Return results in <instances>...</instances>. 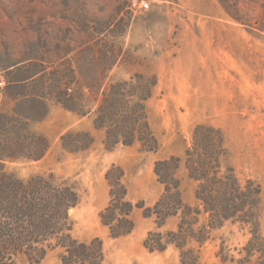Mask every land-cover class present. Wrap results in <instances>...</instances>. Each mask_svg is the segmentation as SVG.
I'll return each instance as SVG.
<instances>
[{"label": "rangeland", "instance_id": "1", "mask_svg": "<svg viewBox=\"0 0 264 264\" xmlns=\"http://www.w3.org/2000/svg\"><path fill=\"white\" fill-rule=\"evenodd\" d=\"M116 57L104 84L134 73L156 78L146 108L159 149L143 152L137 144L113 149L128 168L125 184L132 186L138 172L154 176L158 157L182 156L195 124L216 126L227 149L224 164L242 182L253 178L260 183L264 234V0H0V73L6 78L0 111H9L15 99L30 91H49L55 73L71 92L78 90L72 86V68L79 67L92 83ZM39 71L45 79L28 87L24 79ZM45 100V118L31 127L47 137L48 151L42 160H11L6 167L23 179L52 172L74 183L81 199L70 210L73 234L83 241L99 236L106 264H180L171 247L164 252L143 247L153 221L139 209L132 214L130 234L109 237L89 202L94 177L83 176L103 155V146L95 138L87 152L72 154L59 142L62 133L84 127L91 116L75 124L80 116L50 97ZM194 187L181 184L187 196H193ZM139 192L138 186L131 187L129 198L141 199ZM249 237L247 228L226 222L213 232L200 264H256V255L244 257L242 250ZM219 246L225 263L215 256ZM16 264L31 263L18 257ZM38 264L60 262L50 252Z\"/></svg>", "mask_w": 264, "mask_h": 264}, {"label": "trees", "instance_id": "2", "mask_svg": "<svg viewBox=\"0 0 264 264\" xmlns=\"http://www.w3.org/2000/svg\"><path fill=\"white\" fill-rule=\"evenodd\" d=\"M116 61L117 57L95 75L92 83L79 67L72 68V86L78 89L72 92L55 73L49 91L37 94L30 91V95L15 99L9 111H0V264H16L18 257L38 264L50 252H56L60 264H106L99 236L83 241L73 235L70 210L81 199L76 185L58 179L52 172L23 179L9 170L6 163L19 159L36 161L48 151L47 137L31 127L45 118L48 97L80 117L91 116L92 127L103 132L105 150L119 144H137L143 152H156L159 140L151 129L146 108L156 78L134 73L129 78L104 84ZM45 77L39 71L24 80L29 87ZM20 82L10 80L9 84ZM59 142L65 151L80 153L94 144L95 137L89 130L72 128L60 135ZM226 154L220 128L195 124L182 156L154 161L153 171L163 190L151 205L144 199L129 200L124 169L110 164L104 174L109 200L98 212L100 223L109 237L126 236L135 227L131 213L139 209L144 218L153 221V227L142 240L147 251L164 252L171 247L180 264H200L202 251L213 240V232L231 222L247 228L250 234L242 247L244 257L256 255V264H264L260 183L253 178L242 182L234 168L224 164ZM181 167L195 182L193 205L182 197L178 177ZM171 220L173 223L169 224ZM221 250L219 246L215 256L225 263L228 259ZM245 262L249 264V260Z\"/></svg>", "mask_w": 264, "mask_h": 264}, {"label": "crops", "instance_id": "3", "mask_svg": "<svg viewBox=\"0 0 264 264\" xmlns=\"http://www.w3.org/2000/svg\"><path fill=\"white\" fill-rule=\"evenodd\" d=\"M88 118L89 117H85V116L79 117L77 119L75 118L74 123L75 124L82 123L83 119L88 120ZM81 128L91 131V133L94 135V137L97 138L99 140V143L102 145L103 132L100 130H95L92 127L91 121L89 123H87L84 127H81ZM119 145H117L115 148H117ZM89 149H87L84 152H87ZM112 151H113V149L112 150H105L103 148V152H104L103 155H99L96 157V160H95L96 163H94L92 165L91 170L89 169V170L83 172V174H84L83 176H85V174L88 173L91 177H94V182H93L92 188L90 190V196L91 197H90L89 202L92 205V208L94 209V211H96V212L97 211L99 212V210L102 209L108 203V200H109V188H108V184L106 183L105 178H104V171L106 169V165H110L112 163L119 164L122 166V168L124 167V169H125L124 170L125 171L124 179H125V176L127 175L128 168L126 167V164H124V162L120 158H117L116 155L115 156L112 155V153H111ZM84 152H80V153H84ZM72 154H77V153H72ZM43 157L39 160H42ZM158 159H163V158L158 157ZM39 160H36V161H39ZM155 160H157V159H155ZM154 161H153V163H154ZM178 177L181 179V184L183 183V181H187V182H189L190 186H192V188H193V186H195V182L187 177L186 171L183 167H181L179 169ZM124 179H123V181H124ZM147 179H148V182H147ZM131 180H132L131 181L132 186H130V185L127 186L125 184L127 186V189H128L127 198L131 201L133 200V198L132 199L129 198L131 187L134 188V187L138 186L140 188V192L137 195V197L144 199L146 204H148V205L153 204L157 200V198L159 197V195L161 194V192L163 190L162 185L157 181L155 175L153 176V175L149 174L148 177H146V175L144 173L138 172L137 175H135ZM124 183H125V181H124ZM182 197L188 204H191V205L195 204L194 191H193V196L192 195L187 196V195L183 194V192H182ZM75 207H73L72 209H74ZM133 213H134V210L132 211L131 216ZM146 219H150V218H146ZM73 229H74V227H73Z\"/></svg>", "mask_w": 264, "mask_h": 264}, {"label": "built area", "instance_id": "4", "mask_svg": "<svg viewBox=\"0 0 264 264\" xmlns=\"http://www.w3.org/2000/svg\"><path fill=\"white\" fill-rule=\"evenodd\" d=\"M135 5V2H133ZM142 6L147 7V2H142ZM6 85V78L0 73V95L3 93L4 86Z\"/></svg>", "mask_w": 264, "mask_h": 264}, {"label": "bare ground", "instance_id": "5", "mask_svg": "<svg viewBox=\"0 0 264 264\" xmlns=\"http://www.w3.org/2000/svg\"><path fill=\"white\" fill-rule=\"evenodd\" d=\"M141 264H144V263H141Z\"/></svg>", "mask_w": 264, "mask_h": 264}]
</instances>
